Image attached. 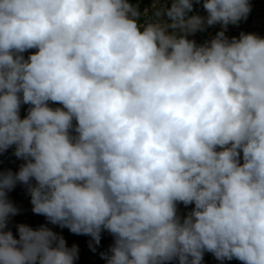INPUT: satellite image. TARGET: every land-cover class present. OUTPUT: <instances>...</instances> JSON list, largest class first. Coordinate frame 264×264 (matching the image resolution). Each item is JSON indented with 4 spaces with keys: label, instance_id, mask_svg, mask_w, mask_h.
Here are the masks:
<instances>
[{
    "label": "clouds",
    "instance_id": "clouds-1",
    "mask_svg": "<svg viewBox=\"0 0 264 264\" xmlns=\"http://www.w3.org/2000/svg\"><path fill=\"white\" fill-rule=\"evenodd\" d=\"M251 7L0 0V153L24 161L0 173V264L78 259L45 225L8 229L18 182L90 247L110 233L106 264H264V37L226 35Z\"/></svg>",
    "mask_w": 264,
    "mask_h": 264
},
{
    "label": "rangeland",
    "instance_id": "rangeland-1",
    "mask_svg": "<svg viewBox=\"0 0 264 264\" xmlns=\"http://www.w3.org/2000/svg\"><path fill=\"white\" fill-rule=\"evenodd\" d=\"M133 5H138L141 13L145 9H149V12L146 16L141 18V22L147 20L151 16V7L153 0H129ZM251 4V12L248 15L247 20L241 21L238 25H229L226 35L231 38L233 36L238 37L240 32L245 33H256L261 37H264V0H250ZM194 6H199L198 10L194 11L190 14H201L206 15L204 9L202 8V4H196ZM220 30L219 25L212 26L208 28L205 32H198L193 36H190V39H194L197 43H203L205 41V37L211 39L217 31ZM35 50H29V52H34ZM29 53H25L24 55L27 57ZM51 107H58V104H51ZM28 105H22L20 110L21 118H23L27 114ZM14 148H9L6 152L0 153V173H5L9 170L12 172H16L19 170V166L24 163L23 160L15 157ZM34 183V181H33ZM10 194H21V200H16L19 205V209L25 211H32V205L30 202V195L28 194L27 187L21 183H17L16 186L9 191ZM22 211V212H23ZM41 221V220H39Z\"/></svg>",
    "mask_w": 264,
    "mask_h": 264
},
{
    "label": "crops",
    "instance_id": "crops-1",
    "mask_svg": "<svg viewBox=\"0 0 264 264\" xmlns=\"http://www.w3.org/2000/svg\"><path fill=\"white\" fill-rule=\"evenodd\" d=\"M8 199L17 207L18 214L10 217L8 223V229L13 232V235L18 238L17 225L18 224H26L34 229L39 228L41 225H45L51 228L54 232L64 237L67 246L72 247L76 245L78 247V259L75 261V264H106V261L101 257V253H105L108 251L109 247L113 243V237L107 231H103L101 233L100 243L90 247V242L92 238L87 235H77L73 234L69 231L68 228H61L59 225H53L47 221V219L43 215L34 214L33 211H23L19 209V205L16 200H21L20 198H16L13 194L8 192ZM194 207V205H189L185 207L183 204L178 206L179 212L181 215L186 214ZM23 211V212H22ZM41 220V221H39ZM94 249V250H93ZM100 252L99 260L96 261V252ZM202 264H221L213 254L205 252L203 257ZM223 264H241L238 260L224 261Z\"/></svg>",
    "mask_w": 264,
    "mask_h": 264
},
{
    "label": "trees",
    "instance_id": "trees-1",
    "mask_svg": "<svg viewBox=\"0 0 264 264\" xmlns=\"http://www.w3.org/2000/svg\"><path fill=\"white\" fill-rule=\"evenodd\" d=\"M198 8H199V6H194L193 10L196 11V10H198ZM205 40H208V38L205 37ZM14 196L16 198H21L22 197L21 194H14ZM95 256H96V261H98L99 260V257H100V252L97 251L96 254H95Z\"/></svg>",
    "mask_w": 264,
    "mask_h": 264
}]
</instances>
